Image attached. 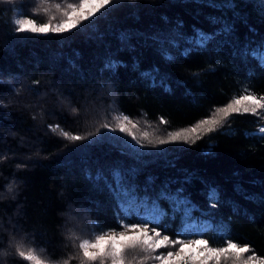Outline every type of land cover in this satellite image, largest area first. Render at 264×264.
<instances>
[{
  "label": "trees",
  "instance_id": "trees-1",
  "mask_svg": "<svg viewBox=\"0 0 264 264\" xmlns=\"http://www.w3.org/2000/svg\"><path fill=\"white\" fill-rule=\"evenodd\" d=\"M69 3L79 0H0V264H34L19 255L29 250L82 264L83 239L123 229L114 188L135 212L158 203L173 239L185 226L170 202L180 195L211 247L227 236L249 248L209 264H240L244 254L264 264V109L218 112L241 95L264 96V0H116L70 32L15 30L16 14L57 22ZM201 31L207 43L197 47ZM122 115L142 152L63 135L117 127ZM175 132L186 141L159 144Z\"/></svg>",
  "mask_w": 264,
  "mask_h": 264
},
{
  "label": "snow or ice",
  "instance_id": "snow-or-ice-1",
  "mask_svg": "<svg viewBox=\"0 0 264 264\" xmlns=\"http://www.w3.org/2000/svg\"><path fill=\"white\" fill-rule=\"evenodd\" d=\"M116 5V0H79V3H69L67 7L70 11H66L64 19L61 23L53 26L51 23L37 24L34 19L17 18L14 24L17 26L18 33L25 34H43L56 33L62 34L77 29L81 22L88 21L89 24L95 23L96 20L101 19L103 15L112 11ZM60 5H57L59 8ZM104 9V12H101ZM100 13V16H96ZM96 17L95 20L91 19ZM89 24H85L87 28ZM197 40V47H204L207 43V36L201 31L195 34ZM259 66L264 67V44L260 46ZM115 68L116 65H110ZM257 108L264 109V96L257 97L252 94L241 95L224 108L218 109V112L224 113L225 116L229 114V110L234 113H256ZM75 111V109H73ZM116 120L129 121V117L124 115L116 117ZM200 124L219 123L215 119H205L199 122ZM135 127V124H133ZM198 127V125L196 126ZM196 127L185 129V132H195ZM104 129L106 131H101ZM118 132L124 135H118ZM209 128V131H213ZM259 133L264 134V127L259 128ZM65 137L72 141L87 140L89 145L101 144L109 141L115 142L113 147H127L136 152H142L147 145L141 143L135 135L130 133L123 123L118 124L117 127L111 126L108 122L101 123L96 128L95 132H89L88 136L71 135L68 132H63ZM146 135V134H145ZM169 140L160 139L159 144L177 142L181 139L186 141L181 132L169 133ZM131 136V139L128 137ZM94 137V138H93ZM264 138V135H262ZM114 175L119 178L120 173L116 171ZM100 177L98 176L97 179ZM9 191L12 186L9 185ZM112 194L120 200L121 212L117 215V222L122 224L123 230L116 232H103V234H93L92 239H83L78 248L82 250V264H128L129 261H136L137 264H145V261L152 260L156 264H209L212 260H219V257L224 253H235L239 256L241 253L248 252L247 245L239 247L231 239L226 240L225 247H211L209 241L203 238L206 233L203 229H196L190 222L192 220L191 212L192 206L186 197H177L171 200L174 211L181 212L184 219V228L177 232L176 238L163 234L167 231V225H164L163 230L160 225L164 221L167 213L161 208L158 203L152 202L151 206L146 212H135L132 210L133 202L124 201L121 199L122 192L119 188H114ZM209 200L218 201L219 196L215 189H210L208 193ZM147 203V202H145ZM215 207V204L212 205ZM121 216L123 219H121ZM130 217L134 218L135 222L129 221ZM199 236L200 238H191ZM183 237V238H181ZM161 249H174L166 252H161ZM19 255L24 257L27 261L34 262V264H46L39 255L35 254L33 250H29L27 254L25 251H19ZM251 259V257L249 258ZM63 264H68L64 261Z\"/></svg>",
  "mask_w": 264,
  "mask_h": 264
},
{
  "label": "rangeland",
  "instance_id": "rangeland-1",
  "mask_svg": "<svg viewBox=\"0 0 264 264\" xmlns=\"http://www.w3.org/2000/svg\"><path fill=\"white\" fill-rule=\"evenodd\" d=\"M17 18L27 19V18H31V17L28 16V15H26V14H24V15L23 14H16L14 16V19H17ZM31 19H34V18H31ZM34 20L37 22L38 25L41 24V23H48L47 21L46 22L45 21H39L37 19H34ZM62 21L63 20L57 21V22H52L51 24L53 26H55L56 24L61 23ZM120 123H123L125 126H127L129 128V121H122V120H120ZM260 127H264V122H263V124H259V126L256 128V131H258ZM113 230L114 229H111V230H108V231H105V232H111ZM121 230H123V229L115 230V231L118 232V231H121ZM100 234H103V232L100 233ZM89 239H92V238H89ZM238 246L241 247L242 245H238ZM27 252L28 251H26L25 253L27 254ZM250 257H251V259H249ZM261 263H262V260L259 257L257 258V257H255V256H253L251 254H244V256H243L240 264H261ZM46 264H52V263H49L48 261H46Z\"/></svg>",
  "mask_w": 264,
  "mask_h": 264
}]
</instances>
